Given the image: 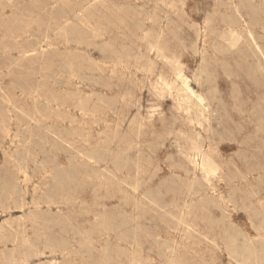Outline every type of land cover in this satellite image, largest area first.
Instances as JSON below:
<instances>
[{
	"label": "rangeland",
	"instance_id": "1",
	"mask_svg": "<svg viewBox=\"0 0 264 264\" xmlns=\"http://www.w3.org/2000/svg\"><path fill=\"white\" fill-rule=\"evenodd\" d=\"M0 264H264V0H0Z\"/></svg>",
	"mask_w": 264,
	"mask_h": 264
},
{
	"label": "bare ground",
	"instance_id": "2",
	"mask_svg": "<svg viewBox=\"0 0 264 264\" xmlns=\"http://www.w3.org/2000/svg\"><path fill=\"white\" fill-rule=\"evenodd\" d=\"M199 110V109H198ZM200 111V110H199ZM229 206V205H228ZM232 215V214H231ZM246 219V217H244ZM243 229V228H242ZM248 229V228H247Z\"/></svg>",
	"mask_w": 264,
	"mask_h": 264
}]
</instances>
